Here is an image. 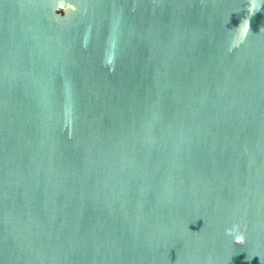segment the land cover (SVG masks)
Listing matches in <instances>:
<instances>
[{"label":"water","instance_id":"1","mask_svg":"<svg viewBox=\"0 0 264 264\" xmlns=\"http://www.w3.org/2000/svg\"><path fill=\"white\" fill-rule=\"evenodd\" d=\"M0 264H264V0H0Z\"/></svg>","mask_w":264,"mask_h":264},{"label":"clouds","instance_id":"2","mask_svg":"<svg viewBox=\"0 0 264 264\" xmlns=\"http://www.w3.org/2000/svg\"><path fill=\"white\" fill-rule=\"evenodd\" d=\"M228 234H229V235H231V234H232V232H231V231H229V232H228Z\"/></svg>","mask_w":264,"mask_h":264}]
</instances>
